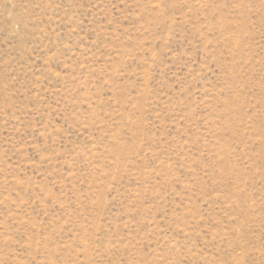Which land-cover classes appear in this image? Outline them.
<instances>
[{
    "label": "rangeland",
    "instance_id": "rangeland-1",
    "mask_svg": "<svg viewBox=\"0 0 264 264\" xmlns=\"http://www.w3.org/2000/svg\"><path fill=\"white\" fill-rule=\"evenodd\" d=\"M0 264H264V0H0Z\"/></svg>",
    "mask_w": 264,
    "mask_h": 264
}]
</instances>
